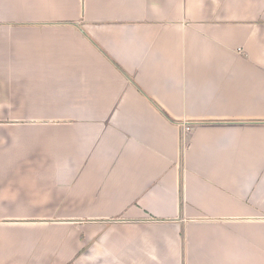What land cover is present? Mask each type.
<instances>
[{
  "label": "crops",
  "instance_id": "0c3cea01",
  "mask_svg": "<svg viewBox=\"0 0 264 264\" xmlns=\"http://www.w3.org/2000/svg\"><path fill=\"white\" fill-rule=\"evenodd\" d=\"M0 264H264V0H0Z\"/></svg>",
  "mask_w": 264,
  "mask_h": 264
},
{
  "label": "built area",
  "instance_id": "2783aa9c",
  "mask_svg": "<svg viewBox=\"0 0 264 264\" xmlns=\"http://www.w3.org/2000/svg\"><path fill=\"white\" fill-rule=\"evenodd\" d=\"M184 126L187 130L190 128L188 122H185Z\"/></svg>",
  "mask_w": 264,
  "mask_h": 264
}]
</instances>
